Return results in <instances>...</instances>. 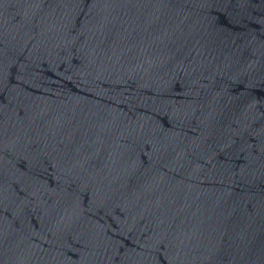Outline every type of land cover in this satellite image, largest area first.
I'll use <instances>...</instances> for the list:
<instances>
[{
  "label": "water",
  "instance_id": "1",
  "mask_svg": "<svg viewBox=\"0 0 264 264\" xmlns=\"http://www.w3.org/2000/svg\"><path fill=\"white\" fill-rule=\"evenodd\" d=\"M0 264H264V0H0Z\"/></svg>",
  "mask_w": 264,
  "mask_h": 264
}]
</instances>
